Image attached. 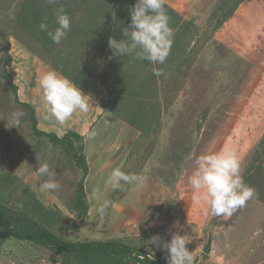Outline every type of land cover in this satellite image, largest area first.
Instances as JSON below:
<instances>
[{
    "label": "rangeland",
    "instance_id": "374dc122",
    "mask_svg": "<svg viewBox=\"0 0 264 264\" xmlns=\"http://www.w3.org/2000/svg\"><path fill=\"white\" fill-rule=\"evenodd\" d=\"M135 2L0 0V206L8 222L30 224L65 243L101 241L130 250L85 260L54 244L10 237L0 246V264H167V252L151 241L156 235L168 241L174 232L191 238L186 247L194 264H215L213 254L223 256V264H264V0H164L174 35L163 64L114 56L108 47L109 37L123 38ZM60 7L70 29L56 44L39 25L53 30ZM114 61L123 87L112 91L111 111L97 107L94 139H87L86 126L75 144V159H85L78 166L64 148L34 135L31 114L20 103L30 100L25 93L37 94L36 128L55 133L43 129L40 72L51 67L65 75L95 106L107 100ZM13 112L23 113L15 127ZM78 113L70 118L75 125ZM58 132V138L78 135ZM227 149L236 153L255 195L230 218L206 216L187 177L196 156ZM44 162L60 184L55 192L39 187L47 177L38 179L35 169ZM116 166L142 182L105 189ZM97 186L110 201L103 216L90 199Z\"/></svg>",
    "mask_w": 264,
    "mask_h": 264
},
{
    "label": "clouds",
    "instance_id": "9594fccd",
    "mask_svg": "<svg viewBox=\"0 0 264 264\" xmlns=\"http://www.w3.org/2000/svg\"><path fill=\"white\" fill-rule=\"evenodd\" d=\"M55 3V0H48ZM130 23L122 29V39L109 37L108 47L113 55H134L141 61L152 64H163L168 58L173 44V30L169 26V16L164 8V0H136L129 11ZM54 22L57 25L48 30V24L41 23L40 30L46 31L49 38L56 44L61 43L70 29V17L60 7L55 10ZM154 74L161 75V70L153 69ZM41 89L40 102L45 112V119H54L64 124L75 113L86 114L91 107V97L84 94L72 80L63 76L51 67L43 69L38 77ZM22 112L11 113L10 123L15 127L20 123ZM11 128V127H10ZM96 132L90 131L87 139H94ZM38 179L47 177L39 187L46 192H55L60 184L54 179L55 173L47 162L35 169ZM241 165L236 153L224 151L207 152L194 159V170L187 177L191 186L193 202L204 204V214L211 217L230 218L239 208L255 195V190L248 186L241 175ZM143 178L134 173H125L119 166L111 169L103 182L104 188H122L123 184L142 182ZM90 199L96 213L103 216L110 206L104 198L102 189L93 188ZM191 238L176 232L168 241H161L156 235L152 243L158 244L162 251L167 252V264H194L193 252L186 245ZM215 264H223L224 257L213 254Z\"/></svg>",
    "mask_w": 264,
    "mask_h": 264
},
{
    "label": "trees",
    "instance_id": "16d2710c",
    "mask_svg": "<svg viewBox=\"0 0 264 264\" xmlns=\"http://www.w3.org/2000/svg\"><path fill=\"white\" fill-rule=\"evenodd\" d=\"M26 18L29 19L30 16L26 15ZM25 26V25H24ZM35 31V28H34ZM36 38L39 37V32H35ZM81 37V35H79ZM180 36V34H178ZM177 36V37H178ZM172 55H170L171 57ZM117 61H114V65L111 67V71H108L106 80L109 82L107 89H106V98L107 100L102 103H98L99 107H101L103 110L111 111L112 110V91H114V88H116V85H119L120 87H123L122 83L120 82V78H118V70L119 67L117 66ZM65 76V75H64ZM8 76H6L7 78ZM9 79V78H8ZM14 92L16 91L14 86H12ZM18 102V100L16 99ZM22 108L29 111L31 114V121L33 124V133L37 137H46L48 138L49 142L54 146H60L64 148L66 153L70 155L71 160H73L78 166L85 163V159L83 155H78V157L75 159L74 155L72 154V151L75 150V144H77L78 140L82 139L81 136L76 135L74 133H66L62 138H58L54 133H45L42 131L37 130L36 128V120L33 116V108L31 105L26 103H20ZM81 148V147H80ZM85 165V164H84ZM5 209L0 206V228H4L2 231H0V246L3 245L4 241L8 240V238L12 237L19 241H35L40 245L43 246H49V245H57L58 249L62 251V253L75 255L78 254L81 257H83L85 260L91 256L95 257V253H100L101 251H130L128 247L126 246H117V244H108L106 242L101 241H90V242H83V243H65L61 242L60 240H57L55 237L48 235L47 233H44L42 231L36 230L33 231L32 227L29 225H25L23 223L14 225L12 222H8V217L6 216V213L4 211ZM138 257V255H137Z\"/></svg>",
    "mask_w": 264,
    "mask_h": 264
},
{
    "label": "crops",
    "instance_id": "0c3cea01",
    "mask_svg": "<svg viewBox=\"0 0 264 264\" xmlns=\"http://www.w3.org/2000/svg\"><path fill=\"white\" fill-rule=\"evenodd\" d=\"M38 87H39V85H38ZM36 91H37V89H36ZM36 95L33 94V93L32 94H26L25 93L23 95V98H25V96L30 98V100L26 99L25 103L30 104L32 108L35 107L34 106V103H35L34 101H36V98H38V96H36ZM20 96L22 97V95H20ZM35 96H36V98H35ZM28 102H30V103H28ZM94 105L95 106H93L92 103H91V107H90V110H89L88 113H86V114L78 113L76 118L79 119L80 124L77 122L76 125H75V120H74V122H72V120H70V119L67 122H65L64 124H59L54 119H46L45 122H44V127L45 128H43V129L44 130L53 129L52 131H55V133H59L58 131H60V133H62L63 131L74 130L80 136L84 135V131L86 132V130H87L86 126H91L90 127V129H91L90 131H93V130L95 131L96 130L95 125L98 123V121H97L98 120L97 119L98 118V114L101 112V110H99V108H97V107H99V105H97V104H94ZM42 113H45L43 107L41 109V114ZM36 117L37 118L39 117V113L36 114ZM105 118H106L105 115L101 116L100 120L101 119H105ZM106 120H107V118H106ZM48 124L51 125V126H48ZM73 125H75V126H73Z\"/></svg>",
    "mask_w": 264,
    "mask_h": 264
},
{
    "label": "water",
    "instance_id": "95a60500",
    "mask_svg": "<svg viewBox=\"0 0 264 264\" xmlns=\"http://www.w3.org/2000/svg\"><path fill=\"white\" fill-rule=\"evenodd\" d=\"M75 157H76V156L74 155V158H75ZM209 250H210V242H208L207 245L205 246V248H204V250H203V253L207 254V253L209 252Z\"/></svg>",
    "mask_w": 264,
    "mask_h": 264
}]
</instances>
